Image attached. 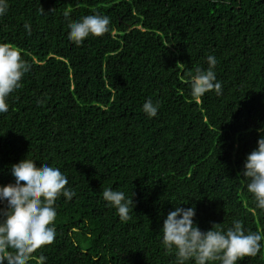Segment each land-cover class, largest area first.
I'll list each match as a JSON object with an SVG mask.
<instances>
[{
  "label": "trees",
  "instance_id": "obj_1",
  "mask_svg": "<svg viewBox=\"0 0 264 264\" xmlns=\"http://www.w3.org/2000/svg\"><path fill=\"white\" fill-rule=\"evenodd\" d=\"M8 4L0 43L31 67L0 113V184L29 158L58 167L76 193L56 200V236L28 264L40 255L45 264H175L159 230L181 203L195 208L201 231L238 218L264 232L242 174L264 126V0ZM65 11L72 21L107 15L109 31L70 42ZM207 55L222 91L195 99L188 80L207 68ZM146 99L159 102L155 117L143 112ZM104 188L133 199L126 222L103 200ZM238 264H264V250Z\"/></svg>",
  "mask_w": 264,
  "mask_h": 264
},
{
  "label": "clouds",
  "instance_id": "obj_2",
  "mask_svg": "<svg viewBox=\"0 0 264 264\" xmlns=\"http://www.w3.org/2000/svg\"><path fill=\"white\" fill-rule=\"evenodd\" d=\"M8 8V0H0V16L5 15ZM41 11L43 13V9ZM63 15L67 21V38L77 45L89 36L99 37L109 31L107 15L94 13L76 21L70 19L69 11ZM23 27L31 35L30 24L26 22ZM205 59L207 68H195L188 80L190 95L195 99L209 91L216 95L222 91L214 71L215 56L207 55ZM30 67L16 47L0 43V113L8 110L6 98L21 86ZM158 108L159 102L153 103L151 99H146L142 105L149 118L157 115ZM257 132V146L247 154L242 174L255 208L264 212V126ZM34 162L24 158L13 164L10 168L13 182L0 184V264H28L37 249L51 244L56 236V200L63 196L67 203L76 195L66 187L68 179L58 167L44 164L37 168ZM102 198L115 209L122 222L130 219V206L134 203L123 191L104 188ZM181 204H174L159 230L165 250H174L175 264L190 261L192 264H238L244 257H255L264 250V232L244 228L241 219L233 218L226 228L213 223L209 230L201 231L194 222L195 208L181 207ZM71 231L77 232L78 228L73 227ZM45 261V256L38 257V264Z\"/></svg>",
  "mask_w": 264,
  "mask_h": 264
}]
</instances>
